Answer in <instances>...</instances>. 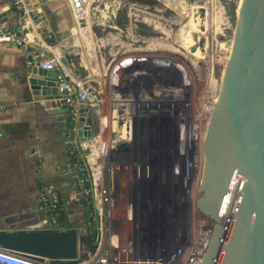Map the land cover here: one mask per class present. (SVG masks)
I'll return each instance as SVG.
<instances>
[{"label": "rangeland", "instance_id": "1", "mask_svg": "<svg viewBox=\"0 0 264 264\" xmlns=\"http://www.w3.org/2000/svg\"><path fill=\"white\" fill-rule=\"evenodd\" d=\"M167 1L90 0L82 18L73 11L70 14L67 3L62 2L63 17L69 20L71 27L61 29L58 35L65 36V45L73 49H68L71 53L66 55L72 60L75 77L91 89L88 103H82L89 108L86 120L90 122L92 135L83 149L78 145V138L71 144V149L77 148V156L82 159L81 164L70 163L74 170L72 189L62 194L41 186L39 210L31 222L21 225L29 226L49 218L44 200H66L63 207L67 220L77 221L74 226L82 231L86 232L90 224L86 218L96 219L101 229L97 248L94 251L81 249L86 256L74 264H102L100 258L111 256L106 251L111 229L120 231L118 251L123 260L135 248L144 254L156 253L159 247L182 248L186 254L179 264H193L194 257L203 255L206 249L204 245L200 251L201 240L204 234L209 236L213 220L195 203L200 193L202 141L205 120L218 97L224 66L232 48L241 0ZM199 7L205 8L201 20ZM202 37L204 43L199 46ZM190 46L194 47L192 51ZM129 53H154L168 61L171 58V64L162 67L147 63L145 76L158 80L161 88L165 86L171 90L172 87L177 93H161L160 104L141 103L140 97L149 92L138 84L142 77L131 76L119 67L114 70ZM168 73L170 78H167ZM117 78L118 84L115 83ZM117 93L124 94V99L118 100ZM168 100L176 102L174 109L168 107ZM68 116L71 118L67 124L72 128L76 115ZM126 118L129 123H121ZM179 118L190 133L185 141L179 138ZM199 135L203 138L197 139ZM99 140L105 142L102 153L94 147ZM182 146L186 149L183 174L187 180L180 181L183 168L181 163L176 164L180 161L173 153L177 154ZM169 158L170 171L167 170ZM77 167L86 170L84 184L78 182ZM139 193L145 218L139 232L132 235V229L128 233L125 227L122 213H126L130 205L134 211ZM43 194L46 196L42 197ZM82 199L85 200L84 208H80ZM111 212L113 218L116 216L115 221L110 217Z\"/></svg>", "mask_w": 264, "mask_h": 264}, {"label": "water", "instance_id": "2", "mask_svg": "<svg viewBox=\"0 0 264 264\" xmlns=\"http://www.w3.org/2000/svg\"><path fill=\"white\" fill-rule=\"evenodd\" d=\"M38 6H27V15L36 24L45 20L43 12L36 10ZM198 10L201 20L205 8ZM203 43L204 37L198 45ZM43 58L36 56L27 67L29 84L46 105H60L66 90L59 86L55 67L39 65ZM62 109L76 115L72 128L80 140L92 135L86 120L88 106L78 102L64 104ZM202 153L200 193L195 203L213 220V226L201 264H264V0L239 3L232 48L205 128ZM167 160L170 171V158ZM142 204L139 193L135 232L145 218ZM82 240L73 222L39 229L15 228L13 222L10 228H0L1 247L40 261L75 259L83 248Z\"/></svg>", "mask_w": 264, "mask_h": 264}, {"label": "crops", "instance_id": "3", "mask_svg": "<svg viewBox=\"0 0 264 264\" xmlns=\"http://www.w3.org/2000/svg\"><path fill=\"white\" fill-rule=\"evenodd\" d=\"M62 2L71 14L67 0H26L27 6L37 3L36 10L45 16L36 24L15 8L13 0H0V14L5 12L0 24L26 38L24 45L0 41V228H10L13 222L15 228L29 227L21 224L31 222L39 210L41 186L62 194L72 189L74 170L68 154L78 136L67 124L70 114L62 109L64 103L46 105L40 92L31 88L27 71L29 58L57 53L75 77L66 55L73 49L58 35L71 27L63 17Z\"/></svg>", "mask_w": 264, "mask_h": 264}, {"label": "built area", "instance_id": "4", "mask_svg": "<svg viewBox=\"0 0 264 264\" xmlns=\"http://www.w3.org/2000/svg\"><path fill=\"white\" fill-rule=\"evenodd\" d=\"M68 4L71 8V10L77 14L80 18L83 17L84 15V10L86 5L89 3V0H67ZM13 4L15 6V8L22 14L27 13V4H26V0H13ZM0 41H6V42H10L13 44H17V45H24L26 43V38L24 35L20 34L17 30H14L13 28H11L10 26L6 25V24H0ZM156 57H158L157 55H155L154 53L152 54H142V53H129L125 56H123L121 58V60L119 61V63L115 66L114 70L116 69H124L126 72H128L131 76H141L142 78H139L138 80V84L145 86V88L149 89V92H147L145 95H142L140 97L141 103H148V102H155L156 104H160L161 99V93H165V92H170L173 91V93H177L176 89L169 90V88H166L164 86V88L159 85L158 80L153 79L152 77H148L147 75L145 76V72H146V66L147 63H153L155 64V59ZM35 57H31L27 60L28 65L32 64L34 61ZM155 58V59H154ZM147 60V61H145ZM39 65L41 67L44 68H52L55 67L56 70L58 71L57 74V78L59 80V86L61 89H65L66 90V94L64 95V104L66 106H74L75 104H77L78 102H87V98L89 97L90 94V87L86 84L85 82L77 77H73L71 76V74L69 73L68 69L66 68L65 64L62 61V58L59 54L55 53L52 54L51 56H47L43 59H41L39 61ZM119 67V68H118ZM171 74L168 73L167 74V78H170ZM118 82V78L117 80H115V83ZM119 83V82H118ZM117 83V84H118ZM169 83V81H168ZM169 87V85H167ZM162 90V91H161ZM166 96V94H164ZM123 95L119 96L118 93L116 94V98L119 100L124 99ZM170 99V98H169ZM131 100V99H129ZM140 102V101H139ZM168 107L170 109H174L176 106V102H174L173 100L170 101L168 100L167 102ZM188 103V102H187ZM185 102V106H187V104ZM125 104V103H124ZM184 106V105H183ZM158 107V106H157ZM160 108V105L159 107ZM174 119V116H173ZM121 123H129V119H124V121H122ZM184 121H181L179 118V131H180V139L181 137L182 140L184 141L185 137L187 136V134H190L188 132V126L186 127V125H184ZM178 125V122H177ZM127 128V127H126ZM190 137V136H188ZM89 138V137H88ZM87 138V139H88ZM114 138V137H112ZM79 140V146L82 148L84 147V145L89 141V140ZM100 141V140H99ZM91 144H93V142L91 141ZM104 144L105 142L103 140H101L99 142L98 145H94L95 149L99 148V152H103L104 150ZM183 147V149H182ZM179 149H177V154L173 153L174 156H177V158L179 159L180 162H177L176 164L180 165V163L182 164L181 167L182 169V178L180 181H183L184 179L187 180V178H185V175L183 174L184 168L186 166L185 164V160H184V155H185V146H182ZM83 149V148H82ZM94 149V150H95ZM169 157L171 156V152L168 153ZM173 156V155H172ZM180 158H182V161L180 160ZM112 167V165H110ZM80 169V168H79ZM80 176V174H79ZM171 177V174H170ZM141 179V178H140ZM172 179V178H171ZM180 181L178 182V184L180 185ZM78 182H81L84 184L85 182V178L83 177H79L78 178ZM173 184V183H172ZM174 187L176 188L175 184ZM46 194H43L42 197H45ZM56 200V197L55 199ZM134 201V199L131 200V202ZM83 205L85 206V202L83 203ZM117 206H115L116 208ZM114 208L111 207L110 210H112ZM126 213H122V215L124 216V220L126 222L125 227H127V231L128 233H130V229H132L133 234L132 235H136L137 232H135L134 228H133V218H134V211L133 208L128 207V210L125 211ZM113 212L110 213V217L111 219H113L114 221L115 219V215L113 218ZM49 218H44L41 221H36L33 222L29 225V228H34V229H39V228H58V227H63L66 225H62V223L60 224L57 221V217L55 214H48ZM116 224V223H115ZM114 225V222H113ZM98 227V237L95 243V246L93 247V250H96L97 248V244H98V240H99V236L101 233V229L99 227V225L97 224ZM78 232L80 234H83L85 232V229H83V231L81 229H77ZM112 231H110V235L108 237V244L106 247V251L107 254L108 252H110L111 256L108 255L107 257H102L99 260H101L102 264H179V262L184 261L183 259H181V257L183 256V254L185 255L186 253H183V249L182 248H178V249H161L156 248L157 252L156 253H149V254H144V252H139V249L135 248L134 252L130 250V254L125 257L126 259L123 260L121 258L120 252L118 251L119 249V241H120V231L118 229H111ZM115 238V242L113 240V238ZM131 241V240H130ZM143 248V247H141ZM140 248V250H141ZM200 251H202V248L200 249ZM199 251V252H200ZM205 251V250H204ZM202 253L201 256L199 257H194V263L193 264H201L202 262ZM53 259H46L44 261H40L37 260L31 256H28L24 253H21L19 251H15L12 249H7L4 247L0 246V264H50Z\"/></svg>", "mask_w": 264, "mask_h": 264}, {"label": "trees", "instance_id": "5", "mask_svg": "<svg viewBox=\"0 0 264 264\" xmlns=\"http://www.w3.org/2000/svg\"><path fill=\"white\" fill-rule=\"evenodd\" d=\"M77 153H78L77 148L70 149L68 156H69V160H70L69 162L71 164H73L75 162H79V164H81L82 159L78 158ZM77 172H78V174H80L81 177L87 178L86 170H83V169L80 170L79 167H77ZM44 201H45L44 206L48 209V213L55 214L57 217V221L60 224L62 223V225L70 226L71 222H69V220H67L66 211L63 207V204L67 203L66 200H58V201H53V202H51L49 200H44ZM82 202L84 203L85 200L82 199ZM87 219L90 221V224H87L86 232L82 234L83 235L82 242L84 244V249L90 250L91 247L95 246L99 232H98V227H97L98 222L96 221V219L91 220V218H86V220ZM85 256H86V253L80 252L75 259H69V260L55 259L51 263H56V264H65V262L66 263H70V262L74 263L77 260L84 259Z\"/></svg>", "mask_w": 264, "mask_h": 264}, {"label": "bare ground", "instance_id": "6", "mask_svg": "<svg viewBox=\"0 0 264 264\" xmlns=\"http://www.w3.org/2000/svg\"><path fill=\"white\" fill-rule=\"evenodd\" d=\"M90 1V0H89ZM170 1H172V0H169V2ZM174 1V0H173ZM168 2V1H167ZM168 2V3H169ZM200 3V2H199ZM172 4H174L173 2H172ZM176 4V3H175ZM185 6V5H184ZM239 7V6H238ZM85 11V10H84ZM187 12V11H186ZM229 51H231V47H230V49H229ZM230 54V53H229ZM155 59V58H154ZM164 59V60H163ZM161 58L159 55H158V57H156V59H155V63H156V65H159L160 67H162L163 65H167V64H171V58H169V61H168V58ZM176 66V65H175ZM209 111V110H208ZM207 111V112H208ZM209 118V117H208ZM208 118H207V120H205V124L207 125V122H208ZM202 120V119H201ZM203 121V120H202ZM201 122V121H200ZM202 124H204L203 122H201ZM205 125V126H206ZM203 126V125H202ZM204 126V127H205ZM104 132V131H103ZM192 133V132H191ZM198 133V132H197ZM105 134V133H104ZM194 134V133H193ZM103 135V134H102ZM195 136V135H194ZM183 137H181V139H182ZM203 137H202V135L200 136H198L197 137V139H202ZM186 140V138L184 139V141ZM104 141V140H103ZM202 140H200V142H201ZM182 144H183V142H182ZM183 148V147H182ZM202 163H203V160H202ZM193 190V189H192ZM212 226H213V224H212ZM209 230V229H208ZM211 230H212V227H211ZM211 230H210V233H211ZM207 234H209V232L207 231ZM207 235L206 234H204L203 235V238H202V240H201V248L203 249L204 248V245L206 246L207 245V243L206 242H208V240H209V236H210V234H209V236L208 237H206ZM115 238L116 237H114L113 238V240H114V242H115ZM206 240V241H205Z\"/></svg>", "mask_w": 264, "mask_h": 264}, {"label": "flooded vegetation", "instance_id": "7", "mask_svg": "<svg viewBox=\"0 0 264 264\" xmlns=\"http://www.w3.org/2000/svg\"><path fill=\"white\" fill-rule=\"evenodd\" d=\"M80 204H81V207L80 208H84V205H83V202H80ZM74 224H77L78 222L77 221H74L73 222ZM82 244H83V242H82ZM82 249H84V244H83V248ZM93 250V247H91V249H90V251H92ZM81 251H78V254L80 253ZM82 260V259H81ZM80 261V260H79Z\"/></svg>", "mask_w": 264, "mask_h": 264}]
</instances>
